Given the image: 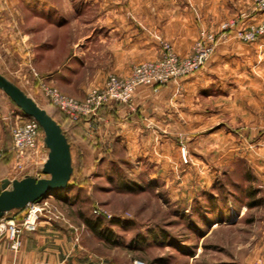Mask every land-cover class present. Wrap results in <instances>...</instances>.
<instances>
[{"label": "rangeland", "instance_id": "obj_1", "mask_svg": "<svg viewBox=\"0 0 264 264\" xmlns=\"http://www.w3.org/2000/svg\"><path fill=\"white\" fill-rule=\"evenodd\" d=\"M35 1L0 0V22L6 25V31L0 32V67L53 113L49 103L54 104L44 85L59 86L52 78H33L37 68L29 60V52L43 38V21ZM256 1L252 0L251 9L264 13ZM58 4L65 12L57 29L62 57L74 42H83L89 28L93 31L99 24V4L91 3L85 17L70 8L71 4L82 6L77 0H58ZM246 12L241 10L222 20L217 29L200 30L188 52L177 50L169 38L162 37L156 58L141 60L127 74H118L127 76L136 64L171 52L180 59L187 58L197 52L201 41L212 44L208 57L193 70L154 85H139L158 92L168 82L178 83L171 98L170 127L155 131L153 147L110 140L89 147L73 136L75 181L60 191V196L52 193L39 201L45 210L36 219L37 227L48 221L70 230L78 241L87 238L96 252L107 255L101 257L100 264H115V260L126 264L137 260L143 264H264V182L245 156L249 148L246 127L264 125V35L250 41L242 37L261 23L264 15L255 22H241ZM233 28L243 47L217 54ZM260 41L263 44L257 43ZM93 44L98 49L99 42ZM7 48L22 61L28 59L27 67L20 69L13 64L16 61H11ZM107 73L105 81L115 72ZM200 73L209 75L204 87L189 93L182 80ZM162 136L167 139L164 144ZM0 150V179L24 176L15 168V154L7 156ZM40 171L28 167L24 173L44 176ZM95 205L113 215L106 219L119 216L125 222V226H114L120 244L99 241L84 222L85 217H95ZM15 213L12 210L0 219V264H16L25 230H34L23 227L16 236L20 244L13 248L7 221L15 218L16 223L22 222L28 208L23 217Z\"/></svg>", "mask_w": 264, "mask_h": 264}, {"label": "crops", "instance_id": "obj_2", "mask_svg": "<svg viewBox=\"0 0 264 264\" xmlns=\"http://www.w3.org/2000/svg\"><path fill=\"white\" fill-rule=\"evenodd\" d=\"M77 2L82 6L76 7L71 4L70 8L83 17L87 15L91 3H98L99 24L93 31L89 28L83 42L80 45L74 42L69 46L67 54L61 57L57 29L65 12L60 8L58 0L35 1L38 16L43 21L40 26L43 28V38L33 50L29 49L31 50L29 60L37 68V77L33 78H52L63 92L79 99H83L91 87L103 85L109 70L117 74H127L135 63L156 58L159 55L162 37L169 38L177 50L188 52L200 30L217 29L222 20L234 16L241 10L245 12L248 10L246 12L248 14L242 17L241 22H255L264 15L263 12L251 9L252 0H77ZM0 29H2L0 32L6 29L2 22ZM235 32V28L229 31V40L218 46L217 54L233 53L237 46L243 47ZM95 40L99 42L98 49L94 47ZM257 43L263 44L262 41ZM7 55L11 56V61L17 62L13 64L20 69L27 67L28 59L22 61L16 54H12L9 48ZM0 70L9 76L1 67ZM209 71H212V68ZM86 73L87 78L84 77ZM207 76H209L207 73H200L185 78L182 80L183 86L190 90L189 93H195L202 89V85L204 87ZM177 86L176 81H171L162 85L158 92H154L151 86H139L130 103H116L103 107L100 111L102 119L94 129H91L87 122L80 123L85 136H81L73 127L75 122L68 117L62 126L74 137L82 139L89 147L108 140L126 146L153 147L156 141L155 131H164L170 127L171 98ZM23 116L24 112L0 89V147L7 156L13 148L8 127L21 120ZM245 130L249 140L245 156L264 182V125L251 124ZM160 140L164 144L167 139L162 136ZM231 154L233 161L234 151ZM86 239L82 237V240L78 241L73 233L71 234L68 229L65 231L62 225L42 221L36 229L25 230L16 264H100L101 257L107 255L96 252ZM96 239L105 243L99 236ZM114 263L126 264L117 260Z\"/></svg>", "mask_w": 264, "mask_h": 264}, {"label": "built area", "instance_id": "obj_3", "mask_svg": "<svg viewBox=\"0 0 264 264\" xmlns=\"http://www.w3.org/2000/svg\"><path fill=\"white\" fill-rule=\"evenodd\" d=\"M256 3L259 10H264V0H257ZM261 35H264V20L242 33V37L248 41L255 40ZM209 37L213 38V35ZM211 50V43L201 41L196 49L197 52L187 58L180 59L171 52L168 56L136 64L127 76L110 73L103 85L90 88L83 99L70 96L55 86L44 85V90L48 99L65 112L71 121L84 120L89 123L91 129H94L97 122L102 119L100 111L103 107L110 106L113 102H130L140 84L154 85L167 81L174 75L193 70L200 66ZM11 136L16 156L15 168L25 175L28 173H24L26 168H39L43 174L42 168L48 158L49 149L45 144L44 132L38 121L24 114L21 120L12 124ZM1 157L0 150V159ZM40 200L28 204L26 207L28 214L22 222L16 223L15 218L7 221L9 233L13 239V248L17 249L20 244L16 236L20 234L23 227L37 228L36 219L40 218L41 212L45 210V207L40 205ZM93 213L109 218L113 216L99 205L93 207ZM134 264H143V262L137 260Z\"/></svg>", "mask_w": 264, "mask_h": 264}, {"label": "water", "instance_id": "obj_4", "mask_svg": "<svg viewBox=\"0 0 264 264\" xmlns=\"http://www.w3.org/2000/svg\"><path fill=\"white\" fill-rule=\"evenodd\" d=\"M0 89L28 116L40 124L49 149L42 172L0 179V219L14 209H23L54 191L67 188L74 172L71 143L62 124L31 94L0 70Z\"/></svg>", "mask_w": 264, "mask_h": 264}, {"label": "trees", "instance_id": "obj_5", "mask_svg": "<svg viewBox=\"0 0 264 264\" xmlns=\"http://www.w3.org/2000/svg\"><path fill=\"white\" fill-rule=\"evenodd\" d=\"M50 104V108H52L54 111L53 113H51L62 125L64 124V120L67 118V115L65 112H63L62 110H60L57 106H53L51 103ZM48 109V107H46ZM49 111V109H48ZM50 112V111H49ZM25 114V113H24ZM75 125L73 126L75 129L78 130L79 133H81V136H85L82 127L80 125V123H84V120H77L74 121ZM76 130V131H77ZM68 139L71 143V148H73V134L71 135V132L69 130H65ZM70 132V133H69ZM11 154H15L14 149L12 148ZM73 155V153H72ZM75 170V167H74ZM74 172L72 175V179L69 183V185L67 186L68 189L72 183L74 182ZM64 189L61 190H57L54 191L53 193L56 196H60V191H63ZM16 211V217H23L25 216L24 213H26L27 208H23V209H14ZM84 222L87 224V226L91 229V231L96 234L97 236H99L100 238H102L105 242H107L108 244L111 245H115V244H120L121 243V239L118 238V234L116 233V230L114 228V226H125V222L122 220V218H120L119 216L111 218V219H106L103 216H98L95 215V217H85L84 218ZM138 239H136L135 241H137ZM139 241V240H138Z\"/></svg>", "mask_w": 264, "mask_h": 264}, {"label": "bare ground", "instance_id": "obj_6", "mask_svg": "<svg viewBox=\"0 0 264 264\" xmlns=\"http://www.w3.org/2000/svg\"><path fill=\"white\" fill-rule=\"evenodd\" d=\"M40 103V102H39ZM42 104V103H41ZM52 194V193H51Z\"/></svg>", "mask_w": 264, "mask_h": 264}]
</instances>
